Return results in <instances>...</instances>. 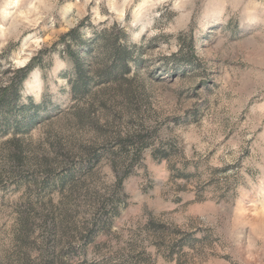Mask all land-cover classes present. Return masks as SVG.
I'll return each mask as SVG.
<instances>
[{
  "label": "rangeland",
  "instance_id": "374dc122",
  "mask_svg": "<svg viewBox=\"0 0 264 264\" xmlns=\"http://www.w3.org/2000/svg\"><path fill=\"white\" fill-rule=\"evenodd\" d=\"M82 23L139 66L73 88ZM41 49L0 126V264H264V0H0V85Z\"/></svg>",
  "mask_w": 264,
  "mask_h": 264
},
{
  "label": "trees",
  "instance_id": "16d2710c",
  "mask_svg": "<svg viewBox=\"0 0 264 264\" xmlns=\"http://www.w3.org/2000/svg\"><path fill=\"white\" fill-rule=\"evenodd\" d=\"M83 24L84 23H82L77 29L68 32L62 37L61 41L64 48L58 51L62 57L69 59L73 64L74 75L77 78L75 80L76 83L73 81L71 82L73 88L82 90L98 84L94 79L95 76H98L100 80H107L115 73H117V75L120 74V77H124L126 74L131 73L134 67L139 66L141 61V55H138L139 48L129 44L128 37L124 36L122 29L119 30L116 25H113L110 28L96 32L92 41H85L84 39L81 40L79 35L80 27ZM67 37L69 38L68 41ZM123 39L124 42H121ZM92 42L96 45H94L95 48H93L94 46ZM73 44H77L82 49L84 47V49L88 48V52H86V50H82V52H80L81 50L74 52ZM56 47L57 46L54 45L53 48L57 49ZM94 50H99L101 53H105L107 60L110 61L108 64L106 63L104 65V68L102 67L103 70L97 69L95 70V75H91L89 72L90 64L93 63L92 61L96 63L99 59L97 55L92 53ZM45 51L46 49H41L39 53L31 59L28 65L14 70L8 85H0V117L3 118L5 116L0 124L3 129L15 127L17 132L22 129L21 126L24 121L19 122L16 117V109L18 107L21 109V106L19 105L20 90L23 88L24 82L30 76L31 72L35 68L41 67V57ZM120 69L123 71H120ZM118 79L116 80L118 81ZM31 107H33L32 104ZM22 109L25 110L26 108L22 106ZM12 119L13 121H11ZM33 120L34 117H31L29 121Z\"/></svg>",
  "mask_w": 264,
  "mask_h": 264
}]
</instances>
